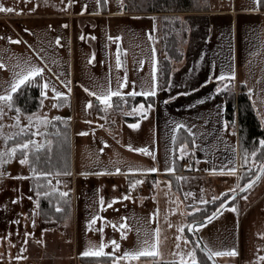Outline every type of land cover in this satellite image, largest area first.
Segmentation results:
<instances>
[{
	"label": "rangeland",
	"instance_id": "obj_1",
	"mask_svg": "<svg viewBox=\"0 0 264 264\" xmlns=\"http://www.w3.org/2000/svg\"><path fill=\"white\" fill-rule=\"evenodd\" d=\"M125 5L126 10H124ZM192 5V9H197L192 11L207 7L212 9L223 6L234 9L254 7L253 0H193ZM0 6L14 9L13 12H0V63L5 66L0 68V94H6L10 83L16 79V73L26 72L32 66L44 69L42 77H37L39 86H42L45 81L50 82L47 98L41 96L38 109L30 113H20L21 127L29 124L28 116L33 113L47 117L49 123L39 127L42 134L18 136L17 142L11 145L7 143V148L17 143H24L25 139H32L45 145L44 152L51 154L54 124L59 120L56 119L57 117L64 124L68 123L71 131V167L67 171L71 175L57 172L60 173L59 176L53 173L46 180L47 182L51 180V187L55 191L70 190L68 196H70L71 207L66 214L46 219L40 215L38 201L40 194L37 195L31 184L33 178L42 176L39 175L42 172L36 170L37 175H34L29 165H21L19 160L22 156L19 151L15 158L3 166L5 175L0 178V264H90L84 261L82 255V246L86 244L96 243L97 245L95 248H87L86 251H89L98 249L103 243L105 253L114 255L115 258L123 256L126 251H139L142 248L151 247L150 242L144 238L143 241L138 242L115 241L120 247L114 249L111 241L88 240L89 238L86 239L80 235L82 225L80 226V222L76 221L79 218L76 185L79 183L77 178L75 179L74 165L80 164L91 171L112 169V165L116 163L112 160L116 156L129 154V150L123 147L116 148L115 141L111 145L107 140L108 146L104 147L106 141L100 140L97 133L96 123L98 122L109 129L111 128L107 125V121L115 122L116 120L118 125L122 124L121 115L116 114L115 110H123L124 115H132L135 113L133 109H136V105H143L146 118H150L152 104L144 101L150 97L143 96L145 99L141 97L136 100L124 98L120 101H114L116 97H113L112 107L105 110L103 105L89 95V92L100 95L106 94L109 89L120 92L135 90L137 93L149 91L153 84V69H155V91L165 89L164 82L169 78L173 61L168 66L165 39L160 29V14L145 13L138 9L137 11L128 0H106L104 9L99 6L97 0H0ZM181 13L184 14V12ZM234 18H236L235 15ZM57 39L60 41L59 44L56 43ZM10 40L20 41V43H11ZM178 43L180 45V40ZM182 45L183 43L180 47L183 51ZM115 48L117 55H115ZM253 50L252 58L263 64L264 43L255 44ZM251 64L253 63L250 61L249 65ZM245 66L248 65L245 64ZM167 70L166 78L164 74ZM147 73H150L149 81H146ZM180 74L178 70L177 76ZM125 77L127 86L121 88L120 85L124 83ZM133 77L135 80L131 81ZM171 82L173 81H169L170 84ZM179 83L181 84L182 81L175 84L176 90H181L178 88ZM85 88L89 92H85ZM53 89L63 95L54 98ZM233 89L235 92L238 91L237 86ZM152 98L157 100V92ZM90 100L92 107L89 108L86 105ZM41 101H43L42 106ZM79 108L83 114L79 113ZM15 116L16 112L9 111L5 107V115L0 119V124L5 125L3 136H10L19 131L17 127H9V125H15ZM257 116L261 120L260 117L264 116V112L261 113L259 110ZM213 121L217 123V117ZM150 125L151 122L148 120L143 122V125L140 124V141L147 143L152 139ZM231 125L236 130V122ZM77 130L79 131L74 136ZM36 131L37 127L33 124L31 132ZM82 132L88 135H80ZM118 132L117 127L107 131L119 142L127 143L123 134ZM223 141L222 136L219 142ZM176 145L172 147L180 149V144ZM5 148L4 139L0 136V150ZM101 148L104 149L103 153L99 151ZM237 160L241 172L256 165L251 153L248 156L247 165H244L242 158H239V153ZM191 171L180 173L185 175V177L181 176L185 178L181 179L182 183H188L190 179L186 175L191 174ZM208 176L205 180L207 184L219 186L212 189L208 186L206 189L205 185L202 186L200 183L192 184L197 193L186 196L185 194L191 191L185 190L181 196L182 206L189 202L193 203L200 199L206 201L217 196V191L222 185L219 181L220 177ZM58 180L59 183H57ZM177 180L180 185V180ZM262 193H264V177L246 195L237 196L235 201L237 205H233L237 209L235 212L227 206L210 223L198 229L194 228L209 252L232 249L237 251L238 255L235 257L213 256L219 264L232 262H234L232 264H264V261L259 259L264 257V195L258 198ZM250 204L251 206L244 212ZM183 208L188 215L192 212V209ZM171 215H166L163 226H158L166 227L168 239L164 242L167 246L159 251V258L180 262L183 257L185 261H188L189 253L193 251L185 242H189L193 248L194 245L181 235L183 232H180L181 226L178 225L179 217ZM183 219L187 220V228L191 222L198 220L188 223L186 215ZM151 220L155 224L152 218ZM99 237L106 238L103 235ZM113 260L109 263L93 264H113ZM118 264H140V262L123 259Z\"/></svg>",
	"mask_w": 264,
	"mask_h": 264
},
{
	"label": "crops",
	"instance_id": "obj_2",
	"mask_svg": "<svg viewBox=\"0 0 264 264\" xmlns=\"http://www.w3.org/2000/svg\"><path fill=\"white\" fill-rule=\"evenodd\" d=\"M198 10L184 12V14L178 13L187 26L186 39L182 45L183 56L180 60L173 61L169 78L164 82L165 89L156 91L157 100L152 99L150 118H145L142 111L124 115L123 110H115L116 114L121 115L122 124L118 125L115 119L113 120L116 123L107 121V125L111 128L109 129L99 122L96 123L100 140L106 143L108 140L111 145L115 141L116 148L123 147L129 150V154L116 156L112 160L116 162L112 165V169L91 171L80 164L74 165L75 179L77 178L79 183L76 185L79 211V218L76 221L80 222V226L82 225L80 235L86 239L89 238L88 240L138 242L145 238L152 246L156 242V230L159 229L158 250L160 251L167 246L164 243L168 240L166 227H158L163 226L166 215L172 214L179 217L178 225L183 229V231L180 229V232H183L181 235L184 239H189L186 235L187 220H182L183 216L188 217V213H185L183 207L195 208L202 204L198 203L200 199L182 206L181 196L185 190L191 191V194L197 193L192 184L200 183L207 189L210 186L205 181L208 175H217L222 185L215 198L238 186L241 172L237 160L238 132L237 128L235 130L231 127V123L224 117L223 93L225 90L218 93L216 89L217 87L223 89L225 84L228 85L231 82L234 86H237V83L243 84L249 92L256 112L258 113L259 110L261 113L264 112V63L252 58L253 46L264 43V6H260L258 10L255 4L251 9L223 6ZM116 51L115 48V55H117ZM250 61L253 64L249 65ZM178 70L181 72L180 76H177ZM221 74L234 75V79L218 81L216 78ZM147 76L146 81H149L150 73H147ZM132 80L135 78H131ZM171 80L172 84L169 83ZM179 81H182L178 84L181 90H176L175 84ZM121 93L122 97H129L131 96L129 93L132 92L122 91ZM114 101L119 100L115 98ZM136 109H140V106L136 105ZM129 112L132 111L129 110ZM143 112L146 113L145 109ZM79 113L83 114L80 108ZM216 117L217 123L213 121ZM260 118L264 123V116ZM82 120L85 121L84 118ZM146 120L151 122L149 129L152 135V139L147 143L139 140L140 124L143 125ZM225 121L228 122L227 129L224 126ZM134 124L138 127H130ZM177 125L182 126L177 128ZM116 127L119 129L118 134H123L127 143L119 142L107 133L108 130L111 131ZM78 131L74 132V136ZM179 132H183L185 137L177 142L178 145L180 144V149L181 146H185L183 157L191 159L194 165L191 174L186 175L190 179L188 183H182L179 179L180 187L178 191H175L164 176L175 174L177 177H185L175 168V156L180 159V149L172 147L176 145ZM222 136L224 141L220 143L219 139ZM186 138L188 141L185 140ZM129 145L131 149L147 148L152 156L130 150ZM117 167L120 168L119 173L115 172ZM153 167L158 168L159 171L147 172ZM172 167L175 168L174 172L166 171ZM230 167H236V175L227 174V169ZM136 180H141L143 183L133 187ZM87 182L88 184H85ZM217 186L219 185L214 184L209 189L217 188ZM263 195L264 193L258 198ZM126 196L128 199L124 198ZM113 201L117 202L113 203ZM234 204L237 205V202ZM234 204L229 208L231 209ZM250 206L251 204L245 208L244 212ZM93 220H95L94 223ZM122 224L127 225L123 230L120 227ZM113 225L116 227L114 228ZM122 231L126 236L124 239H122ZM101 235L106 238L99 237ZM185 243H188L187 247L195 251L189 242ZM91 247H97L96 243L83 245L82 250L85 252ZM156 258L159 261H168L160 260L159 256ZM138 261L140 264H152L153 259L141 257Z\"/></svg>",
	"mask_w": 264,
	"mask_h": 264
},
{
	"label": "trees",
	"instance_id": "obj_3",
	"mask_svg": "<svg viewBox=\"0 0 264 264\" xmlns=\"http://www.w3.org/2000/svg\"><path fill=\"white\" fill-rule=\"evenodd\" d=\"M98 1V0H97ZM131 6L135 10H139L141 12H155L160 14V29L162 32V36L165 39V50L168 54L167 61L168 66L172 61H178L183 56V51L181 49V44L184 43L187 34V26L182 21L181 17L178 13L180 12H188L192 10L193 0H128ZM101 8L104 9L105 2L104 0H100L98 3ZM262 5L261 7H263ZM137 10V11H138ZM180 40V45H179ZM177 44V45H176ZM179 45V48H178ZM168 70L166 71L165 77L167 78ZM233 82L228 84V88L224 91V117L225 119L234 124L237 123V132H238V153L239 158H242L244 162V156L247 153L248 156L251 152L256 151L257 155L255 157L256 165L251 167L252 173H256L260 165L264 162V148H261L259 141L264 139V123L258 118L255 106L250 98L249 92L245 88L243 84L237 83L238 91L235 92ZM41 88L38 86L37 78L35 81L28 86L22 87L18 93L13 94L14 99V108L13 112H15V108L18 107L21 109L23 113H30L35 111L40 106V98H41ZM124 98L129 99H140L141 96H129V97H116L117 100H122ZM145 99V97H142ZM152 96L150 98H146L145 102L152 103ZM54 124L55 131L53 132V151L51 154L44 152L45 148H42L39 152V161L35 160L33 155H30V160L33 162V167L36 170H41L42 173H48L47 177L41 176L39 178H33L31 187L34 191L39 192V212L43 218L49 217H59V215L66 214L70 209V196L61 197L58 191H55L51 185L46 181L49 176L53 173L57 172H67L71 167V159H70V145H71V131L70 125L68 123H63L62 121L57 120ZM27 138V137H22ZM183 132H179L176 138L177 142L184 139ZM17 138L14 141H9V144L17 142ZM185 140L188 141V138ZM27 139H25V142ZM34 152V150H33ZM21 154V153H19ZM241 162V161H240ZM175 168L176 170L180 168V159L175 156ZM32 169V168H31ZM171 185L172 189L175 191L179 190V183L177 177L174 174H166L164 176ZM248 173V170H243L240 173L238 188L245 185L250 179H252ZM258 183V182H257ZM256 183V184H257ZM255 184V185H256ZM37 185H41V187L37 188ZM236 190V189H235ZM250 190V189H249ZM249 190L243 192L241 195H245ZM48 193L47 196L44 193ZM68 195L69 192H67ZM232 191H227L220 196H218L215 200L212 199L208 201L206 204L200 205L199 207H188L192 212L188 215V223L195 220L201 219L206 215L210 214L214 211L229 195H231ZM226 194V195H225ZM239 196V195H238ZM237 197L232 199L227 206H230L235 203ZM226 206V207H227ZM59 207L62 211L57 212L56 209ZM195 209H199V211H195ZM186 235L189 240L194 245L196 251V257L199 264H211L207 256L198 248L194 241V235L188 231L186 227ZM153 259L152 264H180L178 261H159L156 257H149ZM84 261L87 263H109L114 259L112 255H106L103 257H93V256H84ZM219 264V263H218ZM224 264H232V263H224Z\"/></svg>",
	"mask_w": 264,
	"mask_h": 264
},
{
	"label": "snow or ice",
	"instance_id": "obj_4",
	"mask_svg": "<svg viewBox=\"0 0 264 264\" xmlns=\"http://www.w3.org/2000/svg\"><path fill=\"white\" fill-rule=\"evenodd\" d=\"M100 2V0H98V3ZM104 2H106V0H104ZM253 3L256 6V9L258 10L260 6L264 5V0H253ZM14 9L12 8H5L3 6H0V12H13ZM66 27V25H65ZM11 43H20V41H11ZM57 44L60 43L59 39H57L56 41ZM117 63L119 64V57L117 59ZM5 67L2 63H0V68ZM44 72V69L38 66H32L29 67L27 69L26 72H19L16 73V79L10 83L9 85V89L6 91V94H0V119L3 118V116L5 115V107L9 110L12 111L14 108V99H13V94L18 93L19 90L22 89V87L24 86H28L31 85L35 79L37 77H42V74ZM218 81H225V80H230V79H234V75L232 76H225L224 74H221L219 77L216 78ZM49 81H45L43 83L41 87V96L44 98H47V89L49 88ZM127 86V80L125 77V81L124 83H121L120 87L124 88ZM156 84H155V69H153V84H152V89L149 91H141L139 93H137L135 90L132 93H129V95L131 96H136V95H142L145 97H151V96H155L156 95ZM228 88V85L225 84L223 89L220 87H217L216 91L219 93L223 90H226ZM85 92H89V90L87 88L84 89ZM53 92L55 93L54 98H58L60 96H62V93L56 92L55 89H53ZM89 95L94 97L99 104L103 105L105 110L107 108H111L112 107V98L113 97H122V93L120 91H112L111 89H109L107 91L106 94H100L98 95L95 92H89ZM201 103H203V101H201ZM43 104V101H41V106ZM56 106V105H54ZM87 107H92V101L90 100L88 102V104L86 105ZM151 106L149 105V108ZM144 106L141 105L140 106V110L142 111V114H144V117L146 118V113L143 112ZM137 109H133V111H136ZM15 112H16V116H15V125H9V127H17L19 128L18 132L13 133L10 136H3V128L5 127V125L0 124V136H2V138L4 139L5 142V150H0V178L4 177L5 172L3 170V166L7 163H9L13 158H15L17 152L19 151L21 153L22 158L19 160V163L21 165H29L30 168H32L33 174L37 175L36 173V169L33 167V162L32 160H30V155H33L35 157L36 161H39L40 157H39V152L42 148L45 147V145H42L40 143H38L37 141H34L32 139H28L26 142L24 143H17L15 144L13 147L11 148H7V143L9 141H14L16 137L18 136H25V135H41L42 133L39 131V127L41 125L46 126L49 121L47 119V117L45 116H38L35 113H33L32 115L28 116V121L29 124L27 126H20V113H21V109L16 107L15 108ZM56 119H60L59 117H57ZM33 124L36 125L37 127V131L36 132H31V128L33 126ZM182 125H177V128L181 127ZM225 129H227L228 127V122L225 121ZM130 127L132 128H137L138 125L134 124L131 125ZM235 133H233L234 135ZM80 135H88V133L86 132H82L80 133ZM173 142H175V138H173ZM259 144L261 146V148H264V139H261L259 141ZM108 145L106 144V142L104 143V147H107ZM129 149L130 150H134L137 151L141 154L147 155V156H152V153L147 149V148H139V149H131V145H129ZM34 150V152H33ZM50 147H49V151H50ZM103 148H101L99 151L101 153H103ZM181 155L180 158L183 159V156L185 154V146H181L180 149ZM257 153L256 151L251 152V156L253 158V162H255V157H256ZM153 159H155V157H153ZM248 164V154L246 153L244 156V165ZM242 165V167L244 166ZM131 171V169H130ZM158 168L153 167L147 170V172L150 173H156L158 172ZM166 171L168 172H174L175 168H168L166 169ZM221 171L223 172V169H221ZM116 173L120 172V168L117 167L115 169ZM213 172H215V169H213ZM248 173L253 176L254 178L250 179L242 188H240L241 192H245L249 189H251L262 177H264V165H260L258 168V171L256 173H252L251 168H248ZM64 175H71L70 172H64ZM99 174H105V173H99ZM227 174L228 175H236L237 174V169L236 167H230L227 169ZM39 175H43L45 177H47L49 174L48 173H42ZM60 173H57V176H59ZM20 178V177H17ZM26 178V177H24ZM177 179H185L183 177H178ZM57 183H59V180L57 181ZM143 183V181L141 180H136L135 184L132 185L133 187L135 185L141 184ZM48 184L51 185V180H48ZM41 187V185H37V188ZM58 190V189H57ZM230 191L235 192V189H231ZM37 195H39V192H37ZM45 196L48 195V193H44ZM61 197H67L68 193L67 192H61L60 193ZM186 196L188 195H192L190 193H186ZM226 195V194H225ZM125 199H128V197H124ZM235 197H233L234 199ZM247 197H245L246 199ZM29 199H31V197H29ZM214 200L216 199L215 197L213 198ZM117 201H113V203H115ZM13 203H16V201H13ZM103 203V202H101ZM200 203L202 204H206L207 201L205 200H201ZM109 207H111V204H109ZM226 207V204L222 203L220 205V208H224ZM237 209L235 207L231 208V211L235 212ZM57 212L62 211V209H60L59 207H57L56 209ZM195 211H199V209H195ZM220 209H217L216 212H214L211 216L206 217V221L205 222H201L199 225H192L188 227V231H192L193 228H199V227H203L205 226L206 223H210L214 218H216V215L219 213ZM95 222V220H93V223ZM35 222L33 221V224ZM113 227L115 228L116 226L113 225ZM121 229H125L127 227L126 224H122ZM100 231H102V229H100ZM181 231H183V229H181ZM27 235V234H26ZM155 237H156V242L149 248H142L139 251H126L124 252L123 256L120 257H116L113 260V264H118V262L120 260L123 259H127V260H139L141 257H157L160 255L159 250H158V244H159V229L156 230L155 233ZM126 238V236L124 235V232L122 231V239ZM187 242V241H186ZM111 244L113 245L114 249H119L120 245L118 243H116L115 241H111ZM105 245L103 243H101L98 247V249L96 250H89V251H85L82 253L83 256H93V257H103L108 255V253H105L104 251ZM238 253L235 249L232 250H228V251H215V252H210L208 255V259H211L212 256H228V257H235L237 256ZM190 256V260L185 261L183 259V257H181L180 260V264H199L196 255H195V251L189 253ZM261 261H264V257H260L259 258Z\"/></svg>",
	"mask_w": 264,
	"mask_h": 264
},
{
	"label": "water",
	"instance_id": "obj_5",
	"mask_svg": "<svg viewBox=\"0 0 264 264\" xmlns=\"http://www.w3.org/2000/svg\"><path fill=\"white\" fill-rule=\"evenodd\" d=\"M124 10H126V5L124 6ZM264 165V162L263 164ZM254 178V177H253ZM244 186V185H243ZM243 186H241L240 188H242ZM240 188H238L235 192H233L231 195H229L222 203L226 204V206L230 203V201L233 199V197H237L238 195L242 194L243 192L240 191ZM221 203V204H222ZM220 204V205H221ZM220 205L214 210L212 211L210 214L206 215L205 217L199 219V220H196V221H193L189 224V226H192L194 224H200L201 222H205L206 221V217L208 216H211L214 212H216L217 209H220V211L223 209V208H220ZM219 211V212H220ZM191 232L193 235H194V241L196 243V245L198 246V248L207 256L208 258V255H209V251L205 248V246L203 245V243L201 242L200 238L197 236V234L195 233V230L193 228L192 231H189ZM209 261L211 262V264H218V262L216 261V259L212 256L211 259H209Z\"/></svg>",
	"mask_w": 264,
	"mask_h": 264
},
{
	"label": "built area",
	"instance_id": "obj_6",
	"mask_svg": "<svg viewBox=\"0 0 264 264\" xmlns=\"http://www.w3.org/2000/svg\"><path fill=\"white\" fill-rule=\"evenodd\" d=\"M194 163L191 159H182L181 160V168L180 173H184L186 171H191Z\"/></svg>",
	"mask_w": 264,
	"mask_h": 264
}]
</instances>
